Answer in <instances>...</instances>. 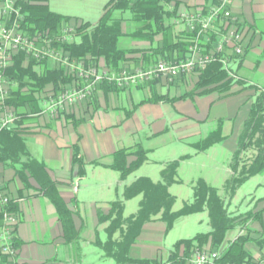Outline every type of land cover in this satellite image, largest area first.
<instances>
[{
    "label": "crops",
    "instance_id": "0c3cea01",
    "mask_svg": "<svg viewBox=\"0 0 264 264\" xmlns=\"http://www.w3.org/2000/svg\"><path fill=\"white\" fill-rule=\"evenodd\" d=\"M180 1L187 5L184 12L197 13L213 0ZM231 9L244 28L245 47L243 55L234 54L231 48L226 49L228 66L248 84L264 87V0H233ZM75 23L73 18L67 26L74 28ZM171 23L175 32L190 34H195L199 26L197 20L180 18H172ZM136 27L137 23L132 20L123 22L125 35L119 43L130 52L122 65L149 68L157 60V55L156 58L152 55L162 35L154 36L153 40L134 37L131 33ZM214 41L215 36L204 43L206 52L213 49ZM188 52L189 47L186 56ZM44 62L49 68L60 66L53 60ZM155 81L157 85L152 86ZM195 83L196 75L193 73L179 77L174 83L154 79L127 88L116 85L118 88L108 91L100 88L99 84L87 101L68 108L57 117L30 114L22 134L27 149L31 157L44 163L70 210L78 238L72 242L66 239L56 206L29 171L21 174L15 167L21 164L14 166L0 162V182L12 198L9 209L17 216L15 264H117L113 258L106 257L98 245V241L107 239L108 226L100 216L109 212L113 200L123 197L127 184L141 176L154 180L156 175L158 179L165 163L185 155L184 142L193 148L192 144L207 136L219 121H222L224 139L207 150L221 146L220 152L225 151L226 160L227 155L234 154L242 125L251 111L255 88L235 86L238 92L222 98L217 91L182 97L193 89ZM162 87H166L165 93ZM156 94H166L168 99L153 100ZM42 104L40 101L41 108ZM22 110L27 111V108ZM136 144H141L148 151V161L123 179L120 172L112 167L115 154ZM76 145H79L85 162V172L81 175L74 162ZM204 152L196 153L193 148L191 153H186L191 155L186 160ZM175 153L178 156H173ZM133 160L134 156L128 157L129 163ZM150 163L158 167H151ZM226 171L230 173V167L227 169L224 165L223 172ZM179 178L182 182L180 175ZM131 200L125 201V213ZM263 209L264 201H259L251 213L242 214L241 225H237L240 227L239 235L248 236L245 249L251 264H260L264 257ZM194 215L196 213L177 219L171 229L160 219L146 223L131 245L129 256L134 261L166 262L175 243L185 239L173 236L172 230L176 224L184 226V217ZM197 229L194 227L195 235L199 232Z\"/></svg>",
    "mask_w": 264,
    "mask_h": 264
},
{
    "label": "trees",
    "instance_id": "16d2710c",
    "mask_svg": "<svg viewBox=\"0 0 264 264\" xmlns=\"http://www.w3.org/2000/svg\"><path fill=\"white\" fill-rule=\"evenodd\" d=\"M187 5L180 0H109L104 6L101 17L93 22L82 17L69 16L53 10L49 0H28L24 3L25 20L23 26L30 36H39L56 40L62 36L64 25L75 19L72 42H54L55 46L63 47L71 57L85 64H98L102 61L108 68L119 69L128 59L129 50L120 46V38L125 35L123 22L132 20L137 23L131 33L134 37L153 40L154 36L162 35L159 46L153 50L155 63L159 59L175 60L186 56L191 39L195 34L185 31L175 32L172 18L178 19ZM128 14V17L124 15ZM143 68H147L143 66ZM229 68V69H228ZM220 61L210 63L206 68L195 72L196 83L193 89L182 97L195 93L217 91L220 98L232 95L241 88L253 87L256 95L253 98L251 111L244 121L238 139V147L230 162V173L224 183L226 197L218 188L210 185L204 178H199L193 186V199L186 201L182 208L174 210L176 196L170 187L180 182L178 170L184 159L191 157L185 154L179 159L164 164L160 175L155 181L149 176H141L124 187L123 197L113 200L111 208L100 220L108 222L107 239L98 241L105 256L113 258L117 264L135 262L139 264H188V260L196 248H211L220 252V261L233 264H251L245 244L246 234L227 241L228 231L241 225L240 215L229 211L228 198L233 197L237 190L252 176L264 170V87L248 84L230 67ZM11 82L10 93L5 100L7 107L14 111L17 120L4 128L0 133V162L16 165L17 171L23 174L26 170L37 179L44 193L57 208L63 223L66 239L70 242L78 238L74 230L71 213L60 196L43 162L30 156L23 133L24 123L31 118L30 114L40 112L41 94L52 87L56 92L74 83L78 79L69 74L63 66L49 68L44 61L28 57L24 52L15 55L13 63L5 71ZM157 85L153 82L152 86ZM105 91L118 88L116 84L103 82L99 86ZM153 100H167L166 94H156ZM27 111H23L22 109ZM0 110V114H1ZM222 121H219L209 134L195 141L192 146L196 153L222 141ZM251 151V155L248 152ZM135 160L128 162V157ZM148 151L141 144L119 150L115 154L112 167L120 172L123 179L137 171L148 161ZM74 162L79 174L85 172V162L79 145L75 146ZM141 196L136 212L126 215L125 201ZM264 201V197L259 199ZM207 210L211 230L198 232L191 238L181 239L175 243L170 258L166 262L156 260H132L129 256L131 245L141 234L143 226L156 219L166 222L171 229L177 219ZM264 212V209L262 210ZM250 212V211H249ZM251 213V212H250ZM250 215V214H249ZM264 235V234H263Z\"/></svg>",
    "mask_w": 264,
    "mask_h": 264
},
{
    "label": "built area",
    "instance_id": "2783aa9c",
    "mask_svg": "<svg viewBox=\"0 0 264 264\" xmlns=\"http://www.w3.org/2000/svg\"><path fill=\"white\" fill-rule=\"evenodd\" d=\"M27 1L0 0V133L17 120L16 113L5 104L11 89V82L5 71L20 52L39 61L53 60L78 79V84L74 83L60 91L56 92L49 87L42 92V110L35 115L51 117H57L68 108L87 101L103 82L113 83L121 88L154 79L174 83L179 77L202 70L214 61L222 62L228 68L227 48H231L236 55L244 53V28L232 13L233 0H213L197 13H180V19L197 20L199 24L186 57L175 60L159 59L149 68L122 66L117 70L108 68L102 61L99 65H87L84 61L72 58L63 47L55 46V41H73V27L64 25L62 36L56 40L42 35L30 36L23 26V5ZM213 36V49L206 52L204 43L210 42ZM11 202L12 198L4 191L0 182V264H15L17 256L14 240L17 216L9 209ZM220 256L216 249L196 248L188 264H233L221 262ZM260 264H264V257Z\"/></svg>",
    "mask_w": 264,
    "mask_h": 264
},
{
    "label": "rangeland",
    "instance_id": "374dc122",
    "mask_svg": "<svg viewBox=\"0 0 264 264\" xmlns=\"http://www.w3.org/2000/svg\"><path fill=\"white\" fill-rule=\"evenodd\" d=\"M109 0H49L50 7L60 13L82 17L93 22L97 21L104 12V6ZM129 13L124 16L128 17ZM192 83V82H191ZM190 85V83H189ZM162 91L165 93L166 87H162ZM221 146H216L199 154L195 158L190 160L184 159L180 163L179 175L182 178V182L174 184L171 192L176 196V202L173 206L174 210H179L183 207L186 201L193 199L194 189L199 178H204L209 184H212L218 188L220 194L225 198L224 183L229 176V171H224V165L228 169L229 163L232 160L233 155H227L225 151L220 152ZM193 148L184 142V154L191 153ZM174 154V153H173ZM178 154V153H177ZM176 153L173 156H178ZM251 151L248 155H251ZM160 156V155H159ZM161 155L160 157H163ZM218 157V159H217ZM151 167H158L155 164L150 163ZM154 180L157 178L155 175ZM161 176L158 175V179ZM264 197V170L251 178H249L236 192V194L228 198L229 211L234 215H240L247 211H250L259 202V199ZM139 197L133 198L128 204L126 215L136 212L138 208ZM183 224H176L172 230L173 236H182L184 238H191L195 235L194 227H198L199 232H207L211 230L210 220L207 210L196 213L191 217H184ZM182 221V220H180ZM182 223V222H181ZM192 226H194L192 228ZM184 232V233H183ZM196 232V231H195ZM240 233V227L236 226L232 230L228 231L227 240L235 239Z\"/></svg>",
    "mask_w": 264,
    "mask_h": 264
}]
</instances>
